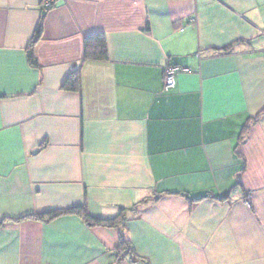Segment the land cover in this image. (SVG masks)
<instances>
[{
    "label": "crops",
    "instance_id": "crops-1",
    "mask_svg": "<svg viewBox=\"0 0 264 264\" xmlns=\"http://www.w3.org/2000/svg\"><path fill=\"white\" fill-rule=\"evenodd\" d=\"M53 6L0 0V264H264V0ZM94 36L106 62L85 61ZM136 206L132 252L77 215L28 219Z\"/></svg>",
    "mask_w": 264,
    "mask_h": 264
},
{
    "label": "trees",
    "instance_id": "trees-1",
    "mask_svg": "<svg viewBox=\"0 0 264 264\" xmlns=\"http://www.w3.org/2000/svg\"><path fill=\"white\" fill-rule=\"evenodd\" d=\"M53 7L54 6H52L47 11L51 10ZM44 20H45V16H42L35 30L34 37L28 47V53H27L28 60L34 68H39L38 62L35 57V46L37 45V43L40 41L42 37ZM84 58L86 62H106L109 59L108 46H107V42L104 36H94V37L87 38L85 40ZM65 86L69 90L76 91L79 89V79L75 77L74 81L69 80ZM148 204L149 202L146 201V202H142L140 206H145V205L147 206ZM137 209H138L137 206L131 210L122 209L118 216L111 218V219H107V220L91 217L86 207L72 208L69 210H60L57 212H52V213H48L44 215L32 216V217H29L28 219H32L35 221H44V220L53 221L62 216L77 215V216L82 217L90 227L102 226V227L118 230L120 234V246L117 250L118 253H121L123 251L132 252L131 243L125 239L124 231L126 229V225L128 222L129 213H135L137 212Z\"/></svg>",
    "mask_w": 264,
    "mask_h": 264
},
{
    "label": "built area",
    "instance_id": "built-area-1",
    "mask_svg": "<svg viewBox=\"0 0 264 264\" xmlns=\"http://www.w3.org/2000/svg\"><path fill=\"white\" fill-rule=\"evenodd\" d=\"M54 5V0H44V6L48 10ZM180 69L175 66H168L165 69L164 87L165 94L171 93L176 88V77Z\"/></svg>",
    "mask_w": 264,
    "mask_h": 264
}]
</instances>
